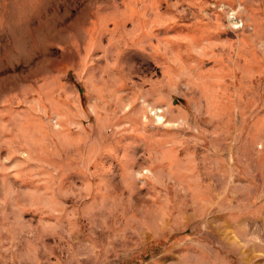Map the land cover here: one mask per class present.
Returning <instances> with one entry per match:
<instances>
[{
	"label": "rangeland",
	"instance_id": "374dc122",
	"mask_svg": "<svg viewBox=\"0 0 264 264\" xmlns=\"http://www.w3.org/2000/svg\"><path fill=\"white\" fill-rule=\"evenodd\" d=\"M0 264H264V0H0Z\"/></svg>",
	"mask_w": 264,
	"mask_h": 264
}]
</instances>
